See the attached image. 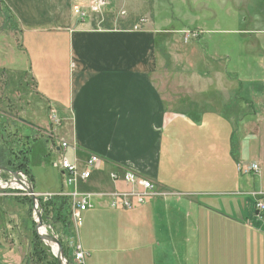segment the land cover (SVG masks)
<instances>
[{
    "label": "crops",
    "instance_id": "1",
    "mask_svg": "<svg viewBox=\"0 0 264 264\" xmlns=\"http://www.w3.org/2000/svg\"><path fill=\"white\" fill-rule=\"evenodd\" d=\"M86 2L0 0L19 29L34 90L48 108L42 134L52 142L53 158L61 153L81 162L90 154L101 158L80 184L84 191L126 190L123 181L109 176L124 171L150 180L157 191L129 209L93 196L95 206L80 214L77 243L84 264H264V212L255 206L264 194V86L234 95L231 75L212 56L209 70H184V50L171 55L170 41L153 23L138 30L95 26L72 10ZM190 55L188 62L198 58L194 49ZM205 79L210 85L213 79V89L202 87ZM162 82L173 87L172 99L165 97ZM177 88L185 93L177 94ZM175 101L184 108L171 106ZM50 108L60 119L57 125L48 121ZM223 109L232 110L228 119L213 112ZM243 113L252 116L240 119ZM28 118L26 125L40 128L33 115ZM61 141L69 144L65 150ZM26 158L36 193L63 188L45 190L50 178L36 179ZM239 162H255L259 169L242 174ZM9 197L0 193L4 263L22 264L11 232L16 235L15 212L25 205Z\"/></svg>",
    "mask_w": 264,
    "mask_h": 264
},
{
    "label": "rangeland",
    "instance_id": "2",
    "mask_svg": "<svg viewBox=\"0 0 264 264\" xmlns=\"http://www.w3.org/2000/svg\"><path fill=\"white\" fill-rule=\"evenodd\" d=\"M141 17L148 19L147 24L153 23L155 29L164 31V39L170 41L168 47L171 55L184 50L182 56L180 55L184 70L193 68L207 71L210 69L209 58L212 56L213 60H217L214 62L231 75L229 84L234 95L240 89L246 92L247 89L264 86V0H107V5L102 11L92 16L90 20L95 26L119 28L132 27L133 23L135 24ZM187 32L189 35L185 39ZM193 32H197V36H193ZM19 44V29L10 13L0 3V165H14L18 157L24 153L29 158V167L36 179H42L45 176L50 178L52 184L44 185L45 190L54 188L59 190L61 184L62 189L66 190L62 178L60 182L56 170L58 168L53 166L57 158H53L51 154L52 142L46 138L45 134H42L48 108L43 101H39L40 98L34 90L31 78L33 68L29 54H24ZM191 49H194V54L198 56L194 62L193 60L188 62ZM201 57H205L207 63ZM194 63L195 65L192 66ZM171 76L175 77L176 74ZM155 77L160 83V77ZM168 82L171 84V80ZM169 84L162 82L161 85L165 97L168 98L165 94L167 93L172 99L173 87ZM209 85V79L202 82L203 88L213 89V79L212 85ZM177 90V94L185 93L179 88ZM196 99L198 98H194ZM229 104L232 109L235 101ZM171 106L183 109L185 105L175 101L171 103ZM231 111L223 109L222 112H213L228 119ZM213 112L203 113L213 114ZM233 113L234 117L240 116L241 111ZM28 114L35 117V124L40 126L39 129L28 123L26 125V122L31 120ZM250 116L252 115L248 117L247 113H243L240 119L250 118ZM22 118L25 121H22ZM54 141L55 144L58 142L57 139ZM25 176L28 178L27 175ZM11 178L13 176L9 172L1 171V181L7 182ZM80 184L82 183H79L78 189L84 191L80 189ZM62 189L60 191H64ZM10 190L12 189L6 188L4 191L0 188V193L10 196L11 199L14 197L16 203L25 205V208L19 206L20 210L15 212L19 221L16 222L18 225L14 226V228L18 227L17 237L11 232L12 241H16L23 252L22 264H32L35 215L33 210L29 213V203L23 198V196H30L24 189L13 188L17 191L14 195L10 194L12 193ZM40 200L45 202L42 198ZM92 203L95 206L94 200ZM10 204L13 203L10 202ZM44 225L47 233L53 232L58 239L62 240L64 250L75 245L77 241H81V224L75 225L71 215L70 218L63 216L55 223L49 221ZM9 228L13 230V226ZM41 242L54 256L51 246L42 240ZM3 243L0 236V244ZM2 249L3 245L0 246V264H7L4 263L8 260L4 258L7 250ZM70 251L72 252V249ZM65 258L69 264H74L68 250Z\"/></svg>",
    "mask_w": 264,
    "mask_h": 264
},
{
    "label": "built area",
    "instance_id": "3",
    "mask_svg": "<svg viewBox=\"0 0 264 264\" xmlns=\"http://www.w3.org/2000/svg\"><path fill=\"white\" fill-rule=\"evenodd\" d=\"M106 5L107 0H87L85 4H74L72 6V10L81 20H84L85 18L91 19V17L95 14H99ZM146 22L147 18L141 17L132 26V28L138 30ZM188 35L189 34L187 32L185 39ZM193 36H197V32H193ZM48 120L51 125H57L60 122V119L52 108L49 109ZM68 145L69 144L65 141H61L58 144V146L63 150H65ZM100 165L101 158L96 154H90L84 161L81 162L77 157L70 159L65 154L61 153L59 154L58 160L53 163V166L60 170L61 178L67 189L64 191L53 193L48 192L44 194L35 192V194L38 199L42 198L44 201L56 196L67 197L70 204V215L75 225H79L81 222V212L93 206V196L107 197L108 205L110 207L129 209L135 204L144 203L148 197L157 194V191H155L154 185L150 180L141 178L132 171H124L122 174L111 172L109 174L112 181H123L128 186V189L126 190H119L118 188H115L106 193L80 191L78 189L79 183L86 182L90 178L92 171L97 170ZM237 169L242 174H248L250 172H257L259 167L255 162H239L237 163ZM17 176L22 180L28 179L22 172H18ZM0 182L3 181L0 180ZM13 188L18 187L14 185ZM13 188L11 187L12 190ZM255 206L258 212H264L263 194H259L256 199ZM72 248V260L74 261V264H84L85 252L81 249L80 245L76 243L72 246Z\"/></svg>",
    "mask_w": 264,
    "mask_h": 264
},
{
    "label": "trees",
    "instance_id": "4",
    "mask_svg": "<svg viewBox=\"0 0 264 264\" xmlns=\"http://www.w3.org/2000/svg\"><path fill=\"white\" fill-rule=\"evenodd\" d=\"M12 17V16H11ZM14 21V20H13ZM22 153V152H21ZM6 168L7 171L23 172L28 176V167L26 162L25 154L22 153L21 157H18V161L14 165H0ZM30 181V180H29ZM11 192H17L10 190ZM24 199L29 203V213L32 212L31 199L28 196H23ZM39 209L43 223L52 221L53 223L59 221L65 217L70 218V204L69 199L64 196H56L45 202L39 201ZM35 225V222H34ZM37 232L40 233L39 227ZM33 244H32V264H58L56 258L48 252V248L44 246L35 231L33 230ZM41 234V233H40ZM60 244L63 248L64 255L66 257L67 249L64 250V244L59 238Z\"/></svg>",
    "mask_w": 264,
    "mask_h": 264
},
{
    "label": "water",
    "instance_id": "5",
    "mask_svg": "<svg viewBox=\"0 0 264 264\" xmlns=\"http://www.w3.org/2000/svg\"><path fill=\"white\" fill-rule=\"evenodd\" d=\"M2 170H6L5 167L0 166V173ZM7 171V170H6ZM9 172L13 178H11V180H8L7 182H0L3 184H0V188L2 190L6 189V188H11L14 185L18 188H20L19 186H17L16 184H14L13 181H15L16 183H22L24 185V188H20V189H24L26 191V193L30 196L31 199V206H32V210L33 213L35 215L34 221L36 222L35 224V233L37 234V236L39 237V239H41L44 243H46L45 241H50L52 243H54V245H56V250L54 252V256L57 260L58 264H69V262L67 261V259L65 258L64 252H63V248L60 244L59 239L53 234V232L50 233H46L44 236H41L40 234H38L37 232V228L40 226H45L41 217V212L39 209V199L35 194V191L32 187V184L30 183V181L28 179H24L22 180L21 178H19L17 176L18 172H13V171H7ZM47 244V243H46Z\"/></svg>",
    "mask_w": 264,
    "mask_h": 264
},
{
    "label": "bare ground",
    "instance_id": "6",
    "mask_svg": "<svg viewBox=\"0 0 264 264\" xmlns=\"http://www.w3.org/2000/svg\"><path fill=\"white\" fill-rule=\"evenodd\" d=\"M14 182V184H16L17 186H19L20 188H24V185L22 184V183H16L15 181H13ZM0 184H3V183H0ZM4 185V184H3ZM39 229H40V235L41 236H44L46 233H47V231H46V227L45 226H40L39 227ZM38 231V230H37ZM47 244H49L50 246H51V248H52V250H53V252H55V250H56V245H54V243H52V242H50V241H45Z\"/></svg>",
    "mask_w": 264,
    "mask_h": 264
}]
</instances>
